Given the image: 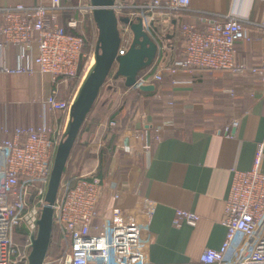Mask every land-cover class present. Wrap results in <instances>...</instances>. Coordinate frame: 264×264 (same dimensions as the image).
<instances>
[{
  "label": "built area",
  "instance_id": "2783aa9c",
  "mask_svg": "<svg viewBox=\"0 0 264 264\" xmlns=\"http://www.w3.org/2000/svg\"><path fill=\"white\" fill-rule=\"evenodd\" d=\"M261 1L264 9V0ZM130 4L115 0L116 16L134 21L141 18L144 30L158 46L152 67L140 73L131 88L156 85L164 81L165 74L170 76L172 87L188 85L196 75L215 70H229L237 75L257 73L264 80V59L257 66L236 61L237 44L248 38L240 18L227 16L219 21L213 14L199 11L204 26L198 28L182 16L193 12L191 0H146L141 6ZM70 8L78 10L80 16L68 20L69 28L76 29L86 17L92 16L90 0H78L74 6L64 5L62 0H37L33 6L19 3L0 7V74L35 76L41 88L45 78H49L55 87L48 94L42 92L38 101L52 112H64L67 118L75 95L71 100H62L58 94L60 88L68 85V78L77 77L84 45L83 35L68 33L63 26L62 12ZM164 15L178 23L182 45L176 52L166 38L168 24L161 19ZM260 27L264 32V19ZM119 29L122 37L119 54L123 55L131 45L133 32L129 24L120 21ZM7 48L16 51L15 67L4 59ZM236 125L237 120L233 127ZM101 127L114 138L107 153L108 165L101 176L96 169L93 174L77 176L72 185L62 181L54 206V225L61 232L63 255L57 260L47 256L44 264H153L149 248L153 240L154 205L143 197H138L129 208L116 205L122 192L113 167L117 151L129 159L142 151L150 156L152 143H140L141 131L127 129L122 121L106 120ZM153 128L152 142L159 143L165 138L168 125L162 123ZM65 131V127L60 130L44 119L39 126L9 128L0 124L3 138L0 140V264H28L31 235L37 231L53 157ZM123 137H128L130 143H122ZM105 145L99 144L101 148ZM263 162L264 142H261L251 168L233 171L221 218L226 227L225 240L218 249L205 248L198 264H264ZM198 220V215L177 209L173 225L194 226ZM17 227L28 232L23 245L14 242Z\"/></svg>",
  "mask_w": 264,
  "mask_h": 264
},
{
  "label": "crops",
  "instance_id": "0c3cea01",
  "mask_svg": "<svg viewBox=\"0 0 264 264\" xmlns=\"http://www.w3.org/2000/svg\"><path fill=\"white\" fill-rule=\"evenodd\" d=\"M145 1L127 0L125 3L141 6ZM19 3L33 6L37 0H0V7ZM77 4L78 0L73 6ZM191 7L193 12H185L182 16L184 21L198 28L204 26L199 19L203 14L199 11L213 14L219 21L227 16L240 18L248 38L237 44L236 61L247 66L262 62L264 32L260 24L264 9L261 0H191ZM76 11L79 17V11ZM86 19L77 28H82ZM161 19L168 24L166 38L172 51L176 52L182 45L178 23L168 15ZM15 54L13 48L4 50L3 56L9 66H16ZM53 87L49 78H45L41 88L40 80L35 76L0 74V96L3 98L0 124L9 128L39 126L44 119L60 130L66 128L69 118H63V112H52L37 101L42 92L48 94ZM163 87L165 89L156 88V95L146 101L143 109L137 108L138 102H133L121 120L127 129L140 130V143H152V151L150 156L142 151L134 159L126 158L118 164L117 159L114 166L111 163L116 168L122 192L116 205L132 207L138 197L153 203V240L149 248L153 264H198L205 248L218 249L225 240L226 227L221 218L233 171L250 169L257 145L264 142V80L257 73L237 75L229 70H215L205 72L197 82L194 77L192 84L177 87L171 86L168 76ZM114 100L115 106L120 103V91ZM152 100L156 105L149 109ZM235 120L237 125L233 127ZM104 122L98 128L91 149L105 144L103 137L106 135L101 127ZM162 123L168 125L165 138L159 143L152 142L153 125ZM228 127L230 130L226 131ZM108 138L114 143L113 137L108 135ZM108 138L106 136L105 140ZM122 143L127 145L130 139L123 137ZM94 160L95 166H87L85 162L83 168L87 170L94 166V171L97 168L99 172L100 158ZM121 171H129L131 177L127 176L123 181ZM177 209L198 215L197 224L174 226Z\"/></svg>",
  "mask_w": 264,
  "mask_h": 264
},
{
  "label": "water",
  "instance_id": "95a60500",
  "mask_svg": "<svg viewBox=\"0 0 264 264\" xmlns=\"http://www.w3.org/2000/svg\"><path fill=\"white\" fill-rule=\"evenodd\" d=\"M123 3L127 0H119ZM92 17L98 30V38L93 54L94 64L86 72L73 98L65 137L56 148L50 179L42 207L37 220V231L31 235V250L28 264H44L50 248L54 227V206L62 186V178L71 151L78 134L84 125L100 90L116 66L115 77H124L128 87H134L138 75L150 67L156 58L158 46L144 30L141 18L137 21L129 17L118 18L114 10L115 0H90ZM119 21L129 24L133 32L131 45L125 54L120 55L122 44ZM138 90L144 93L155 92L156 85H140Z\"/></svg>",
  "mask_w": 264,
  "mask_h": 264
},
{
  "label": "trees",
  "instance_id": "16d2710c",
  "mask_svg": "<svg viewBox=\"0 0 264 264\" xmlns=\"http://www.w3.org/2000/svg\"><path fill=\"white\" fill-rule=\"evenodd\" d=\"M63 3L64 5L71 6L76 3V0H64ZM77 13L78 12L75 9L71 8L66 9L62 12V23L66 31L75 35H83L84 37L83 57L80 61L78 75L76 78H68V85L60 89L58 98L62 100H71L73 95H75L80 85L81 79L85 73V70L87 69L90 58L95 51L98 38V30L92 16L87 17L85 25H83L82 28L72 29L67 26L68 20L72 17H77ZM150 67H152V65ZM150 67L145 68L140 73L149 70ZM115 74L116 66L112 69L110 75L107 77L105 84L100 90L97 101L92 107L84 125L82 126L78 134L76 143L71 151L70 157L63 173L62 181L64 184L72 185L76 177L79 175V172L82 171L85 164V158L88 154V149L90 148V145L92 144L95 135L98 132V128L102 122L111 119L121 121L126 116L127 111L129 110L133 102H138L137 108L143 109L146 101L156 95V93L154 92L144 93L137 89L126 86L125 78L122 76L116 78ZM168 76V74H165L164 81L156 83V88L158 90L165 89L163 85L168 82ZM199 78L200 75H196L195 82H197ZM119 91L121 92V101L118 105L115 106V94H117ZM62 115L63 118L66 116L64 112ZM105 135L108 138V134L105 133ZM106 136L103 137L106 146L100 151V170L98 173L100 176L102 175L104 167L106 166V164H108V150L111 146H113L112 138H108V141H106ZM27 236L28 232L24 228L17 227L14 229L13 238L14 242L17 245H23L27 240ZM62 255L63 245L61 232L59 228L54 225L50 248L47 256L49 258L57 260L60 259Z\"/></svg>",
  "mask_w": 264,
  "mask_h": 264
},
{
  "label": "rangeland",
  "instance_id": "374dc122",
  "mask_svg": "<svg viewBox=\"0 0 264 264\" xmlns=\"http://www.w3.org/2000/svg\"><path fill=\"white\" fill-rule=\"evenodd\" d=\"M98 35V34H97ZM92 58H93V55L91 56ZM90 61H91V58H90ZM90 61H89V63L88 64H90ZM64 90V89H63ZM38 96H39V93H38ZM2 97L0 96V101H2ZM39 99H37V101H38ZM153 101V100H152ZM151 101V102H152ZM156 105V102L155 101H153L152 102V104L149 106V109H154V106ZM101 147L100 146H94L92 149L91 148H89L88 149V154H87V156H86V158H85V162L87 163V166H89V164H91V165H94L95 166V158L96 157H98V158H100V151H101V149H100ZM117 155V159H118V161H117V164L119 163V161L120 162H122V160H125L126 159V157H125V154L123 153H118V154H116ZM120 156H122V157H120ZM129 162V161H128ZM94 166H92L90 169H82V171H80L79 172V175H82V174H86V173H88V174H93L94 173ZM123 168V167H122ZM97 169V168H96ZM124 169V168H123ZM98 170V169H97ZM115 170H116V168H115ZM86 172V173H85ZM127 173V172H126ZM126 173H123L122 171H121V179L124 181V180H126V177L127 176H129V177H131V174L129 173V171H128V173L126 174ZM78 175V176H79ZM124 175V176H123ZM123 177V178H122ZM21 229V228H20Z\"/></svg>",
  "mask_w": 264,
  "mask_h": 264
},
{
  "label": "bare ground",
  "instance_id": "6f19581e",
  "mask_svg": "<svg viewBox=\"0 0 264 264\" xmlns=\"http://www.w3.org/2000/svg\"><path fill=\"white\" fill-rule=\"evenodd\" d=\"M94 64V58H92L91 59V61H90V64H89V66H88V69H87V71L89 70V68L92 66Z\"/></svg>",
  "mask_w": 264,
  "mask_h": 264
}]
</instances>
